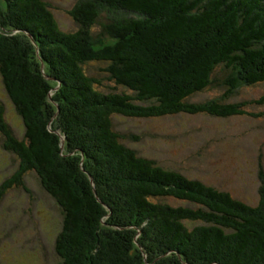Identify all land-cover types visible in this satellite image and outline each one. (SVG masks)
I'll return each mask as SVG.
<instances>
[{
	"label": "trees",
	"instance_id": "1",
	"mask_svg": "<svg viewBox=\"0 0 264 264\" xmlns=\"http://www.w3.org/2000/svg\"><path fill=\"white\" fill-rule=\"evenodd\" d=\"M105 13L115 44L96 49ZM71 15L74 33L46 0H0V75L25 125L19 139L0 100V135L62 207V264H264V191L254 207L168 169L113 120L263 117L264 96L231 99L264 84V0H82Z\"/></svg>",
	"mask_w": 264,
	"mask_h": 264
},
{
	"label": "rangeland",
	"instance_id": "2",
	"mask_svg": "<svg viewBox=\"0 0 264 264\" xmlns=\"http://www.w3.org/2000/svg\"><path fill=\"white\" fill-rule=\"evenodd\" d=\"M46 1L51 4L64 31L74 33L78 30L71 13L82 0ZM109 16L107 13L101 15L92 29L91 43L96 49L115 44L113 34L105 30ZM134 16L128 14L126 18ZM221 93L218 87L209 88L190 101L215 99ZM263 96L264 84H261L243 88L231 101L258 100ZM0 100L5 106L6 121L16 137L22 139L25 125L1 75ZM250 111L264 113V105L252 106ZM113 120L118 132L139 138L125 140L139 154L156 159L158 164L180 171L188 178L200 179L227 191L249 205H260L264 191V115L257 119L187 114L137 119L119 115ZM21 168L19 158L4 147L0 135V188L8 180L15 179V184L7 188L0 199V263L62 264L55 251V240L64 222L62 207L47 193L35 172L25 169L20 172ZM153 257L152 253L145 254L147 261ZM162 261L163 258H159L153 264Z\"/></svg>",
	"mask_w": 264,
	"mask_h": 264
}]
</instances>
